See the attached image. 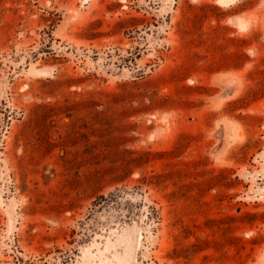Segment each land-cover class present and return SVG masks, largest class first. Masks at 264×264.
<instances>
[{"label": "rangeland", "instance_id": "1", "mask_svg": "<svg viewBox=\"0 0 264 264\" xmlns=\"http://www.w3.org/2000/svg\"><path fill=\"white\" fill-rule=\"evenodd\" d=\"M0 264H264V0H0Z\"/></svg>", "mask_w": 264, "mask_h": 264}, {"label": "clouds", "instance_id": "2", "mask_svg": "<svg viewBox=\"0 0 264 264\" xmlns=\"http://www.w3.org/2000/svg\"><path fill=\"white\" fill-rule=\"evenodd\" d=\"M194 2H195V0H194Z\"/></svg>", "mask_w": 264, "mask_h": 264}]
</instances>
